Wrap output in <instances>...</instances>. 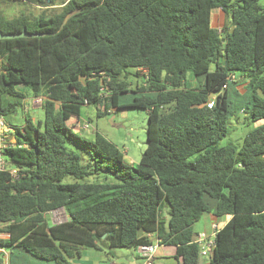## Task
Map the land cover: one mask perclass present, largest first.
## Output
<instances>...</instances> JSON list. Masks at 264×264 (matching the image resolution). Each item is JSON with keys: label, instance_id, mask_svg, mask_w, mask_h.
<instances>
[{"label": "trees", "instance_id": "obj_1", "mask_svg": "<svg viewBox=\"0 0 264 264\" xmlns=\"http://www.w3.org/2000/svg\"><path fill=\"white\" fill-rule=\"evenodd\" d=\"M19 1L40 11L8 17L0 0L1 32L42 34L0 39V116L41 95L43 119L13 125L5 155L18 176L0 171V248L75 264L83 248L135 249L151 234L175 247L173 264H198L192 226L210 212L230 218L209 264H264V0ZM83 104L146 110L138 163L97 131H73ZM240 114L258 124L220 144ZM58 208L67 220L48 222Z\"/></svg>", "mask_w": 264, "mask_h": 264}, {"label": "rangeland", "instance_id": "obj_2", "mask_svg": "<svg viewBox=\"0 0 264 264\" xmlns=\"http://www.w3.org/2000/svg\"><path fill=\"white\" fill-rule=\"evenodd\" d=\"M1 6H3L5 15L8 17L14 16L20 11H33L34 13L40 11V9L37 10L35 6L19 0H3ZM216 11V8L212 10V16ZM218 24L219 23L216 25ZM211 67L213 68V64ZM132 77L133 76H129V79L132 81L133 86V82L136 78ZM16 87L21 89L19 85H16ZM41 97L43 100V96ZM36 98L35 96L28 97L29 106L25 108L24 112L21 107H18L14 114L7 117L6 121L12 125L23 126L26 124V119H28L33 125H37V121L43 119V110L41 108L42 102L37 101ZM128 98L129 95H120L121 103L128 100ZM30 103H32L34 108H30ZM146 116L147 114L144 108L123 105L119 107H110L106 112H103L102 115H97L95 104H83L80 106L79 110V123L82 121L87 122L89 124V131L87 129L80 130L76 127H74L73 131L86 139H92L94 132H99L120 149L127 162L136 164L139 162L140 156L147 143ZM66 117L69 121V115ZM256 124L258 123L247 120L242 114L238 117H233L229 123V132L220 140V144L232 142L233 144L239 145L243 135ZM67 147L78 152L81 156V161H84V159L86 160L89 156L88 151L81 144L69 142L67 143ZM165 207L167 206L165 205ZM163 215L167 216L166 208H164ZM65 217H67V214L61 208L54 209L46 214V218L50 223L61 222ZM202 223L203 219L195 222L192 226L193 231L195 232L197 228L201 227ZM2 235L4 234L0 233V237ZM99 245V248H83L81 251L82 257L80 263L112 264L113 262H121L124 259L122 254L127 251V248L115 247L110 249L102 242H100ZM157 248L158 247H156V249ZM31 258L33 259L30 260L28 264H40L41 261H39V259L35 257ZM171 262L173 263V260H171ZM45 264L49 263L45 262Z\"/></svg>", "mask_w": 264, "mask_h": 264}, {"label": "crops", "instance_id": "obj_3", "mask_svg": "<svg viewBox=\"0 0 264 264\" xmlns=\"http://www.w3.org/2000/svg\"><path fill=\"white\" fill-rule=\"evenodd\" d=\"M33 6H35V5H33ZM35 8H37V10L39 9L38 6H35ZM212 10H211V14H210V21H211L212 26L221 27L227 23V18L225 16L224 12H222V10L220 8H216L217 11L213 16H212ZM217 23H219V24L216 25ZM188 82L190 84H193L195 82V80L190 77ZM240 86L242 87V85H240ZM240 86H239V89L243 90V88L241 89ZM28 97L30 98L31 96H28ZM28 97H25L23 99V104L21 107L23 109V112H24L25 108L29 106ZM32 107L34 108L32 103H30V108H32ZM75 127L82 130L78 126V123L75 125ZM124 159H125V157H124ZM128 163H131V162H128ZM229 218H230V216L226 215V214H224L222 216H216L210 212H204L200 218L201 220L203 219V223H202L201 227L197 228V230L194 232V234L197 235L200 232H205L207 235H210L211 233H213L214 231L219 229ZM3 234L4 235H2L1 238H7L8 237L7 234H5V233H3ZM149 238L153 239V242L156 240L155 235L150 234ZM157 247L158 248L156 249V251L154 253L153 264H173L171 262V260H173L172 255L175 252V247L172 245H163V244H160V245L157 244ZM122 255H123L124 259L121 262H113L112 264H143V258H142L141 254L137 248L127 249V251L125 253H123ZM31 257L32 256H28V255L24 256L20 252L17 253L16 250H15V254H10V251L8 249L0 248V264H10V263H12V264H28L29 261L33 259ZM81 257H82V252H81L80 257L72 259V263L82 264V263H80ZM201 259L202 260H201L200 264H209L208 258H205V259L201 258ZM39 261H41V260H39ZM40 264H45V262L41 261Z\"/></svg>", "mask_w": 264, "mask_h": 264}, {"label": "built area", "instance_id": "obj_4", "mask_svg": "<svg viewBox=\"0 0 264 264\" xmlns=\"http://www.w3.org/2000/svg\"><path fill=\"white\" fill-rule=\"evenodd\" d=\"M101 74V73H100ZM225 86V85H224ZM100 91L105 94L103 86L100 87ZM107 93V92H106ZM37 97L36 100L42 102L41 96ZM207 106L211 107L213 104L212 97L207 101ZM81 129H88L89 124L87 122L78 123ZM22 129V126H19ZM17 144L15 128L12 124L6 121V119L0 116V171H7L11 178L14 179L18 176L17 168L12 166L10 160L5 155V149L8 147H13ZM217 231V230H216ZM216 231L207 235L205 232H200L196 235L195 241L199 242V257L208 258L215 245L214 236ZM157 242L156 240L150 244H143L137 246L143 258V264H153L154 253L156 251Z\"/></svg>", "mask_w": 264, "mask_h": 264}, {"label": "water", "instance_id": "obj_5", "mask_svg": "<svg viewBox=\"0 0 264 264\" xmlns=\"http://www.w3.org/2000/svg\"><path fill=\"white\" fill-rule=\"evenodd\" d=\"M45 2L47 4L50 3V0H45ZM66 18L64 19L63 22H65ZM42 33H33V32H29V31H26L25 29H22L20 32L18 33H2L1 30H0V39L2 38H16V37H34V36H39L41 35ZM63 210V208H61ZM68 217H65L64 220L62 221H66ZM201 258L199 257V260H198V264L201 263Z\"/></svg>", "mask_w": 264, "mask_h": 264}]
</instances>
